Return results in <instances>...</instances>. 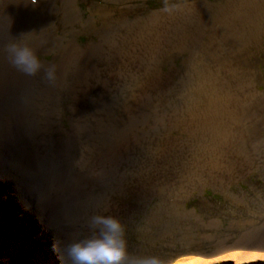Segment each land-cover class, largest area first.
Returning a JSON list of instances; mask_svg holds the SVG:
<instances>
[{
  "label": "bare ground",
  "instance_id": "obj_1",
  "mask_svg": "<svg viewBox=\"0 0 264 264\" xmlns=\"http://www.w3.org/2000/svg\"><path fill=\"white\" fill-rule=\"evenodd\" d=\"M13 4L24 7L22 17L20 15L12 17L9 10ZM32 5L36 7V14ZM201 7L207 8L205 5ZM50 12L60 14L64 24L80 19L77 0H37L36 4H33L32 0H0V47L3 46L2 43L6 45L15 40L16 35L23 31L30 33L35 29L47 28ZM208 13L210 14L209 10ZM208 13H204L206 16L204 24L210 25L214 18ZM197 20L191 21L188 18L182 24L183 32L189 28L188 36L183 34L185 43L188 40L198 43V35L203 34L202 30L205 31V26L199 23L198 18ZM142 22V18L124 22L121 25L123 30L109 27L107 32L100 35L98 42H89L85 46L78 44L75 39L59 43L58 48L64 53L55 56L51 62L43 60L46 65L56 66L57 80L54 85L43 79L42 73L35 77H27L18 71L14 75H8L2 70L0 172L4 174L6 180L15 179L17 183L12 186L13 190L9 183L4 187L0 186V190L7 189L11 191L12 197L18 198V201L20 199L24 211L32 216L34 222L32 224L30 220V228L32 227L30 237L24 234L23 224L12 237L11 232L7 230L8 221L0 218V228L6 229V232H0V241L4 243L10 236L14 251H23L24 241L40 243L35 245L36 256L29 247L27 248L32 254L27 264H55L52 255L48 256L49 248L50 250L54 248L58 252V264H63L62 256L66 245L88 233V218L95 214L116 217L124 214L137 222L133 229V232L137 229L133 239L136 245L134 255L142 256L138 249H141L140 222L144 213L146 194L152 195L160 184L173 180L176 173L186 168L196 157V150L205 146L204 142L202 145H196V140L189 142L183 137L172 136L171 130L177 126L190 132L188 120L190 112L194 114L195 111L189 107L191 104L184 102L186 90L179 94L181 102L171 106V101L167 97L172 96V93L168 92V83L171 79L163 76L158 66L154 65V60L145 63L140 56L143 54L140 52L156 48L155 43L158 39L154 31L142 37L139 32ZM242 23L243 28L250 26L248 18H243ZM197 25H202L203 28L197 30ZM233 27L236 30L235 23ZM232 33L239 40L238 32ZM160 35L162 42H168L163 32H160ZM228 35L230 36V32ZM22 43L28 44L36 52L44 51L33 40L32 35ZM223 57V61L218 63H214L212 59L206 60L202 56L196 60L199 69L203 70L205 65L209 74L215 78L209 80L213 91L210 99L213 106L212 114L218 122L235 119L234 121H243L244 125L253 126L258 119L254 107L257 90L252 77L247 79L249 75L245 77L242 75L239 78L235 74L237 67L225 61L228 60L226 56ZM229 57L232 58L231 55ZM190 65L193 67L194 61L191 60ZM1 66H11L7 56L0 58V70ZM140 70L152 72L153 77L147 81L142 80V83L151 86L153 91L136 90L140 84ZM197 73L203 77L202 73L198 71ZM187 80L193 82L195 79L188 74ZM216 80L222 81L220 88L225 92V96L222 95L218 99L215 96L218 85ZM244 80H249L248 91L243 88ZM98 84L104 89H96L95 86ZM126 94L134 99H144L149 107L155 101L156 104L170 105L168 108L162 105V109L171 110V116L168 118L169 126L163 123L162 130L158 132H164L163 140L157 142L158 150L152 147V151L146 152L145 139L142 136H133V143L127 140L129 137L124 138L127 133L124 113L131 115V106L126 103ZM95 95L100 102H97V98L94 99ZM63 97L73 100L65 109L71 113L67 126H64L61 118L65 111L61 112L60 102ZM191 99L193 106L200 103L199 99L196 101L194 95ZM118 113L123 116L121 123L113 124L111 119L117 117ZM197 113L198 111L196 117ZM214 127L209 126L211 130H215ZM241 129L229 140L233 147L228 150L230 155L237 141L244 138ZM216 139L219 145H228V140ZM233 160L238 170L248 163V160L246 163H238L237 156ZM201 166L199 160L191 165L194 178L201 179ZM213 171L222 173L216 168ZM235 171L234 167L227 169L228 177L235 175ZM166 173L169 175L166 176ZM177 178L184 176L178 175ZM171 184L174 185L173 182ZM170 186L172 185H169L168 189L175 190ZM179 190L183 197L191 193L186 182L181 183ZM127 194L135 196L132 205L122 202V198ZM2 201L0 194V217H3L2 205H5ZM169 209L172 214L179 213L176 207ZM13 210L12 205L4 208L6 216H10ZM190 216L196 217L192 211L185 212V222ZM196 218L197 221L201 220L200 217ZM33 225L38 229L37 232L33 230ZM207 227L218 229L219 221L210 219ZM239 227L245 231L231 241H227L228 237L218 239V242L213 244L214 247L192 250L176 264L220 262L245 264L264 259V223L261 222L259 228L254 231L253 227L246 223ZM39 233L43 234L42 242L35 238ZM47 243L49 248L46 247ZM1 257L3 254L0 251V261Z\"/></svg>",
  "mask_w": 264,
  "mask_h": 264
},
{
  "label": "rangeland",
  "instance_id": "obj_2",
  "mask_svg": "<svg viewBox=\"0 0 264 264\" xmlns=\"http://www.w3.org/2000/svg\"><path fill=\"white\" fill-rule=\"evenodd\" d=\"M263 2L264 0H77L80 19L64 24L60 14L50 12L47 28L35 29L30 33L23 31L15 37L17 42L22 43L32 35L33 40L44 50L43 52H37L41 60L51 62L55 56L64 53L58 48L59 43H66L72 39H75L81 46H85L89 42H98L100 35L107 32L109 27L123 30L121 25L124 22H131L136 18H142L144 22L139 27L142 37L153 31L158 36L155 43L156 48L142 51L140 53L143 54H140V56L145 63H151L154 60V65L158 66L163 76L171 79L168 83V92L172 93V96H167L171 101L170 105H178L181 102L179 94L186 90L187 96L184 98V102L191 104L189 107L195 111L194 114L190 112L188 120L190 132H186L177 126L171 130V134L174 138L183 137L189 142H195L196 140V145H202L204 142L205 146L196 150V157L186 168L179 170L173 180L160 184L152 195L146 194L144 213L140 222L141 249H138L142 256L157 255L168 260L170 264H176L192 250L214 247L213 244L217 243L218 239L228 237L227 241H231L232 238L245 231V229L239 227H243V223L251 225L253 231L259 228L261 222L264 223ZM204 5L207 8L201 7ZM32 9L36 14L34 5H32ZM9 12L12 17L19 15L22 17L24 7L13 4ZM204 13H208L210 17L214 18L211 20L210 25L204 24V18H206ZM188 18L191 21H196L198 18L199 23L205 26V31L202 30L203 34L198 35V43L190 42V40L186 43L183 41V34L185 33L188 36L189 28H187V33L183 32L182 24ZM243 18L249 19L250 26L243 28ZM233 23L236 24V30H234ZM201 26L197 25V30L203 28ZM243 30H245L244 34ZM232 31L238 32L239 40L235 38ZM160 32H163L164 36L168 38V42H162ZM228 32H230V36ZM2 45L0 47V58L7 56L4 44L2 43ZM199 56L204 57L206 60L212 59L214 63L223 61V56H226L228 60L225 61H229L237 67L235 74L239 78L242 75L244 77L249 75L246 77L247 79L252 77L257 90L254 107L258 121L255 125H244L243 121H234L235 119L218 122L214 118V114H212L213 106L210 104L213 93L210 81L215 78L209 74L205 65H203V70L199 69L198 61H196L199 60ZM191 60L194 61L193 67L190 65ZM2 70L4 74L8 75H14L17 71L12 66H1L0 75L3 74ZM140 71V84L136 87V90L153 91L151 86L142 83V80L147 81L150 77H153L152 72ZM197 71L202 73L203 77ZM188 74L195 79L193 82L187 80ZM120 80L122 81V78ZM216 81L218 85L215 96L218 99L222 95L225 96V92L220 88L222 81ZM243 82V88L248 91L249 80ZM110 83H112V80H110ZM95 88L98 90L104 89L100 84ZM229 89L232 91L231 88ZM127 93L130 94V91L127 90ZM128 94H126V103L131 106V115L128 116L124 113V120L127 125V133L124 138L129 137L127 140L133 143V136H142L145 139L144 149L146 152L152 151V147L157 149V142L164 138V132H158L162 130L163 123H167L169 126L168 118L171 116V110L162 109V105H165L166 108L170 105L156 104L154 100V105L151 104V107H149L145 104L144 99H134L128 97ZM193 95L196 97V101L197 99L200 100L197 106L192 105L191 97ZM95 98H97V102H100L97 95H95ZM71 102L73 100L69 97H63L60 102L61 112ZM228 106L230 107V103ZM215 107L217 108V105ZM70 115L71 113L68 110L62 113L61 118L64 126L68 125ZM122 117L118 113V116L113 117L111 121L113 124L121 123ZM187 117H189V114H187ZM215 125L219 126L214 127ZM209 126L214 127L215 130H211ZM244 126H246L245 129ZM240 129L244 134V138L237 141L233 153L230 155L228 150L233 147L229 140L235 136L234 133L238 134ZM216 138L223 141L228 140V145H219ZM236 156L238 163H246L248 160L244 168L238 170L237 164L233 160ZM198 160L202 164L201 179L194 178L190 168ZM231 167L236 170L235 175L228 177L227 169ZM215 168L221 170L222 173L213 171ZM246 170L251 171L247 172ZM238 172L243 174L236 175ZM1 174L0 186L4 187L9 183L12 189L17 181L15 179L8 181L2 172H0ZM165 175L168 176L169 174L166 173ZM178 175H182L184 178H177ZM172 182L174 185L171 184ZM182 182H186L191 189V193L184 197L179 190ZM169 185H172V189L175 190L168 189ZM0 194L3 198L2 202L5 203V205H2L3 210L1 213L3 217L0 218L8 221V232H11L13 237L17 232V228L23 224L24 234L30 237L32 230L30 220L32 224L34 222L32 216L26 214L20 199L18 201V198L12 197L11 191L3 188V190H0ZM122 200L124 204L132 205L135 196L127 194ZM19 204L21 207H19ZM11 205L14 210L10 216H6L4 208ZM170 207H176L179 213L172 214ZM190 211L196 217H200L201 220L197 221L196 217L190 216L185 222L184 214ZM118 218L126 226L129 251L134 254V246L136 245H134L133 239L137 229L134 232L133 229L137 222L124 214L119 215ZM210 219L219 221L220 228L209 229L207 222ZM202 220L206 221L202 222ZM39 229H41L40 226ZM5 230L0 228L1 233L6 232ZM33 230L38 231L34 225ZM35 238L41 242L44 240L42 233H39ZM11 239L8 236L4 243L0 241V251L3 254L1 264H27L32 256L27 250L28 247L36 256L37 248L35 245L40 243L35 241L36 244H34L24 241L25 248H22L23 251H14L11 246ZM48 244L46 247H48ZM49 251L48 256L52 255L55 264H58V252L54 248L51 250L49 248Z\"/></svg>",
  "mask_w": 264,
  "mask_h": 264
},
{
  "label": "clouds",
  "instance_id": "obj_3",
  "mask_svg": "<svg viewBox=\"0 0 264 264\" xmlns=\"http://www.w3.org/2000/svg\"><path fill=\"white\" fill-rule=\"evenodd\" d=\"M32 3L36 4L37 0H32ZM4 50L11 66L18 72L27 77L42 73L43 79L49 84H55L56 66L46 65L31 46L13 40L4 45ZM87 229L86 235L66 245L63 264H170L157 255L132 254L126 238V226L116 216L92 215L88 218Z\"/></svg>",
  "mask_w": 264,
  "mask_h": 264
},
{
  "label": "water",
  "instance_id": "obj_4",
  "mask_svg": "<svg viewBox=\"0 0 264 264\" xmlns=\"http://www.w3.org/2000/svg\"><path fill=\"white\" fill-rule=\"evenodd\" d=\"M245 264H264V259H261V260H256L255 262L253 263H250V262H245Z\"/></svg>",
  "mask_w": 264,
  "mask_h": 264
}]
</instances>
